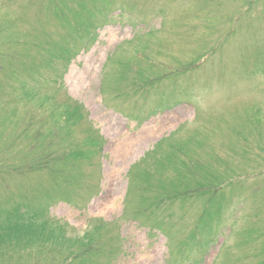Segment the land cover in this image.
<instances>
[{
    "label": "rangeland",
    "instance_id": "1",
    "mask_svg": "<svg viewBox=\"0 0 264 264\" xmlns=\"http://www.w3.org/2000/svg\"><path fill=\"white\" fill-rule=\"evenodd\" d=\"M74 236L95 264H264V0H0V264H72Z\"/></svg>",
    "mask_w": 264,
    "mask_h": 264
},
{
    "label": "bare ground",
    "instance_id": "2",
    "mask_svg": "<svg viewBox=\"0 0 264 264\" xmlns=\"http://www.w3.org/2000/svg\"><path fill=\"white\" fill-rule=\"evenodd\" d=\"M155 127L152 125H147L142 131H140L136 136L129 133L124 134L122 137L115 140L117 146L115 162L117 166L109 171L112 178L115 177L116 173L120 172L119 165L123 164L129 160L133 155L141 148L147 141L155 136ZM115 163V164H116ZM111 195V189L106 188L105 193L96 201V206L103 202H108Z\"/></svg>",
    "mask_w": 264,
    "mask_h": 264
},
{
    "label": "trees",
    "instance_id": "3",
    "mask_svg": "<svg viewBox=\"0 0 264 264\" xmlns=\"http://www.w3.org/2000/svg\"><path fill=\"white\" fill-rule=\"evenodd\" d=\"M62 106H64V105H62ZM66 109H67V115L69 117L71 114L72 117H74V119L81 118V116H82L80 113L81 109L79 107L73 106V108H70L68 106ZM89 141H90L91 146H92V141L90 138H89ZM90 152H91V149H89L87 151V153H90ZM83 153L86 156V151H83ZM103 224L104 223H101L100 225L103 227ZM50 235H53V234H50ZM85 236H84V238H87ZM75 238H76V236L72 237V239L67 240V242H70V245L68 248V257H69V259H71L72 264H95L94 261L92 260L91 256H90L92 251L89 249V247H83L85 245V243H83L84 241H80L81 237H79L80 239H75ZM87 239H89V238H87ZM73 243H76V244L73 245ZM74 246H75V248L72 249V247H74Z\"/></svg>",
    "mask_w": 264,
    "mask_h": 264
}]
</instances>
